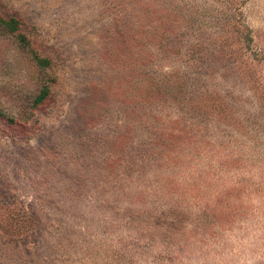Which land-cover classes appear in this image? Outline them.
<instances>
[{
    "label": "rangeland",
    "instance_id": "1",
    "mask_svg": "<svg viewBox=\"0 0 264 264\" xmlns=\"http://www.w3.org/2000/svg\"><path fill=\"white\" fill-rule=\"evenodd\" d=\"M0 15V264H264V0Z\"/></svg>",
    "mask_w": 264,
    "mask_h": 264
},
{
    "label": "trees",
    "instance_id": "2",
    "mask_svg": "<svg viewBox=\"0 0 264 264\" xmlns=\"http://www.w3.org/2000/svg\"><path fill=\"white\" fill-rule=\"evenodd\" d=\"M21 21L19 18L12 16L9 18L3 17L0 15V27L7 33L16 36L21 42L25 44H30V41L28 40L27 36L21 32ZM36 55V54H35ZM39 62L40 65L42 66H47L49 65V60L41 58L39 56H35ZM50 95V88L48 85H45L40 93L36 96L34 105L38 106L42 104ZM0 116L5 117L6 114L0 110Z\"/></svg>",
    "mask_w": 264,
    "mask_h": 264
}]
</instances>
